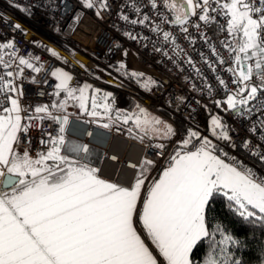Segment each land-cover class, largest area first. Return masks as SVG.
I'll list each match as a JSON object with an SVG mask.
<instances>
[{"label": "snow or ice", "instance_id": "snow-or-ice-1", "mask_svg": "<svg viewBox=\"0 0 264 264\" xmlns=\"http://www.w3.org/2000/svg\"><path fill=\"white\" fill-rule=\"evenodd\" d=\"M85 2L88 8H108L106 0ZM164 2L175 14L170 23L178 25L191 44L196 39L191 37L189 27L196 29L199 38L209 46L214 60L200 54L207 67L213 73L223 67L230 74L232 88L225 79L215 77L226 94V99L213 100L215 106L239 117L253 111L264 115V0ZM150 5L153 9L158 7L156 0H150ZM135 11L140 13V8ZM96 14L99 16L100 12ZM218 17L223 18V24ZM121 18L132 25H144L149 20L146 14L142 19L129 20L127 15ZM213 24L224 34L219 45L227 50V59L202 30ZM15 28L19 29L20 25ZM152 30L160 33V25L156 24ZM125 35L137 39L131 32ZM162 35L174 55H187L172 32L163 31ZM6 49L13 50L8 53ZM155 51L172 59L163 45ZM186 62L195 69L197 77H202L190 57ZM124 67L121 63L120 68ZM0 68L9 69L0 73V187L5 189L0 191V264H162L158 257L163 258V264H194L193 250L205 238L213 241V252L205 264H241L231 250L241 241L220 225L210 230L207 209L220 194L226 199L228 209L242 220L264 225V176L235 158L228 160V153L213 139L188 129L174 154L168 156L159 178L151 181L142 197L141 189L146 173L155 163L153 160L145 158L134 164L132 167L139 171L134 182L126 187L101 178L98 168L83 162L87 160L88 147L69 144L65 139L70 123L69 102L81 115L95 118L86 122H96L102 117L111 119L114 110L111 93L91 84H75L69 72L57 68L51 72L57 81L52 95L62 98L50 105L35 106L36 115L25 116L26 109L20 99L23 91L16 79L25 68L36 73L42 68L18 55L12 41L0 43ZM126 75L143 77L138 72ZM155 83L148 78L143 86L149 88ZM204 88L211 97L212 87L205 84ZM137 108L138 114L122 116L123 124L132 121L138 130L145 134L151 130L161 140L177 134L172 125L150 117L144 107L137 105ZM51 109L64 114L55 115ZM36 119L51 120L60 127L56 136L46 134L48 139L40 141L46 150L33 157L28 150L17 151L16 145L29 132L30 122ZM100 126L107 129L112 125ZM209 128L217 141L235 147L231 143L230 126L221 115H211ZM128 130L132 132L131 128ZM155 147L163 155L165 144L161 142ZM243 147L264 163V151L256 150L264 145L253 146L246 139ZM138 224L144 236L138 231Z\"/></svg>", "mask_w": 264, "mask_h": 264}, {"label": "built area", "instance_id": "built-area-1", "mask_svg": "<svg viewBox=\"0 0 264 264\" xmlns=\"http://www.w3.org/2000/svg\"><path fill=\"white\" fill-rule=\"evenodd\" d=\"M156 2L158 7L153 9L150 0H106L107 9L96 7L97 11L92 12L77 0H0V43L12 41L18 55H23L42 68L39 73L25 68L23 74L16 79V83L23 91L20 99L26 109L25 116H35V106L51 104L52 101L62 98V96L52 95L57 81L51 76V72L57 68L69 72L73 76V82L78 85L84 84L87 80L102 82L101 79L96 80L79 64L75 56L77 53L102 67H104L102 64L115 67L123 63L132 68L138 65L156 81L155 84H150L149 88L142 89L114 74L123 82V85L115 86L120 91L119 106L133 110L136 104L143 105L151 113L173 126L177 134L171 139H155L154 141L141 139L140 136L129 132L127 128L114 125L105 129L93 122H86L89 120L78 115L70 116V123L64 133L68 143L86 145L90 150L89 154L94 150L103 152V157L98 164L100 174L105 178L115 179L124 186L134 182L139 169H134L132 166L145 158L155 162L148 181L160 174L167 166L168 156L171 155L178 141L184 138L174 118L183 119L200 132L207 126L209 112H217L219 109L213 100L225 95V91L215 79L216 76L225 79L230 88L234 87L231 84L230 74L223 67H218V71L213 73L204 63L201 53L213 60L215 57L211 56L209 46L199 38L196 29L189 27L191 37L196 39V43L191 44L189 39L180 32L179 26L170 23L172 19L169 18V8L165 6L164 0H156ZM137 7L140 8V13L135 11ZM98 11L99 16L96 14ZM145 14L148 15L149 20L144 25H132L121 18L122 15H127L129 20L142 19ZM191 19L194 22L196 18ZM218 19L221 24L224 23L222 17ZM165 21L169 22L165 23ZM17 24L20 25L19 29L15 28ZM156 24L160 25V33L152 30ZM82 28H85V34L89 35L87 39L82 37L84 40L77 38ZM202 30L206 31L211 42L220 48L222 55L227 59V50L219 45V40L224 38V34L219 31V26L213 24ZM163 31L173 33L186 56L183 53L179 57L174 55L171 46L163 41ZM127 32L137 36V39H130L125 35ZM162 45L172 57L171 60L162 52L155 51V48H160ZM12 50L5 51L11 53ZM125 52L127 55H124ZM188 57L200 69L202 77H197L195 69L186 62ZM5 60H8L7 55ZM16 63L18 64V60ZM8 70L0 68V73ZM205 84L212 87L211 97L204 88ZM193 85L196 87L193 88ZM69 110L71 108L68 105L67 112ZM227 118L232 137L231 143L235 144V147L230 144L224 150L228 153V160L235 158L252 168L259 176H264V171L251 163L245 155L256 161L259 159L251 155L250 149L243 147V141L246 139L253 146L264 145V129H261L264 115L253 111L250 115L239 117L230 112ZM30 123L29 132L16 145V149L21 153L28 150L30 155L35 156L38 152L46 150V146L40 141L48 139L47 133L56 136L60 125L51 120L40 121L39 119ZM86 130L92 134L86 133ZM115 137L125 140L130 145L141 147L142 152L139 158L128 160L127 156L114 155L110 150V141ZM161 142L165 144L163 155L161 150L155 147ZM256 150L264 151V148ZM128 152L127 149L124 152L125 155ZM89 154L87 160L83 162H89ZM107 159L118 164L117 172L113 176L103 173V166ZM125 166L133 171L131 181H129L130 175L120 178L121 169Z\"/></svg>", "mask_w": 264, "mask_h": 264}, {"label": "trees", "instance_id": "trees-1", "mask_svg": "<svg viewBox=\"0 0 264 264\" xmlns=\"http://www.w3.org/2000/svg\"><path fill=\"white\" fill-rule=\"evenodd\" d=\"M77 1L80 4L84 5L85 7H87L85 0H77ZM88 9L91 10L92 12H96V7L88 8ZM174 15L175 14L169 8V18L173 19ZM102 65L105 68H107L110 72H112L113 74L117 75L118 77L133 84L134 86L138 88L146 89L143 86L144 81L147 80L148 78H151L150 75H148L144 69L140 68V66H135L132 68L129 65L124 64L125 67L120 68V66L110 67L105 64H102ZM131 72L143 73V77H131L130 75H126V73H131ZM85 83L91 84L93 88L101 89V91L104 93L112 94V96L110 97V100L113 102L114 110L111 113V119H109V117H102V118H99L97 122H101V124L110 123L112 126L118 125V126H121L127 129L131 128L132 132L136 134L137 136L143 137L144 139H148L151 141H154L156 138L159 137L157 133L151 130H149L147 134H145L144 131L138 130L132 121H129L127 125L123 124L122 116L124 114H129V115H131L132 113L138 114L137 105H139L140 107H144L143 105L138 103L136 104L133 110L123 108L119 106L118 104L120 91L117 87L111 84H105L102 82H98L97 84H94L92 81H88V80L85 81L84 84ZM217 99H221V100L226 99V94L223 96H220ZM69 104H70L69 107L72 109V110H69V112L75 114L76 112L75 110L77 109V107L74 106V104L71 101ZM117 110L119 111L120 118H118ZM147 113L149 114L150 117H157L160 120L170 124L168 121L161 119L159 116L151 113L149 110H147ZM217 113H220L224 121L227 123V120H228L227 116L230 114V112H225L223 111L222 108H219ZM212 114H215V113L209 112L208 114L207 126L209 125V120ZM82 116L85 118H89L88 116H85V115H82ZM174 120L179 126L181 132L184 134V137H186L188 129L196 130L191 124L185 122L183 119L179 117L174 118ZM207 126L202 129L205 134L209 133ZM228 144L230 145V143ZM178 147L179 145L177 144L174 147L171 154H174V151ZM245 157L251 163H253L258 168H260L262 171H264L263 163H260L259 161H256L247 155H245ZM158 176L159 174L153 176L151 179L152 180L157 179ZM206 220H207L210 230H213L215 229L217 225H220L224 229H226L228 234L233 235L234 237L238 238L241 241V244L239 246H234L231 248L234 258L239 259L241 261V264H264V225H261L259 223L253 225L247 221L242 220V218H240L238 215L234 214L232 211L228 209L226 199L220 194H217L212 199L210 206L207 209ZM215 239L217 241L220 239L219 233L216 234ZM212 244H213V241L212 239H209V238H205L202 242L198 243V245L194 248L193 253H192V259H193L194 264H205V262L209 259L210 254L213 252Z\"/></svg>", "mask_w": 264, "mask_h": 264}, {"label": "rangeland", "instance_id": "rangeland-1", "mask_svg": "<svg viewBox=\"0 0 264 264\" xmlns=\"http://www.w3.org/2000/svg\"><path fill=\"white\" fill-rule=\"evenodd\" d=\"M86 3V2H85ZM95 11V10H94ZM97 11V10H96ZM84 29L85 28H82V30H80V32H78V35H77V38L78 39H80V38H82V37H85L86 39L88 38V36L89 35H87V34H85V31H84ZM83 40H84V38H82ZM84 42V41H83ZM76 59H77V61L79 62V64L80 65H82L83 66V68L85 69V70H87V72L91 75V76H93L96 80H98L99 81V79H101V81L103 82V83H105V84H111V85H113V86H116L117 85V83H118V81L119 80H117V79H115V78H113V77H111V76H108V75H106L105 73H104V69L101 67V66H99L97 63H95V62H93L92 60H87L86 58H84L83 56H82V54H79L78 53V55H77V57H76ZM136 66H138V65H136ZM64 70V69H63ZM66 71V70H65ZM93 79V78H92ZM94 80V79H93ZM93 83L94 84H97L96 82H94L93 81ZM83 85V84H82ZM46 104H49V103H46ZM41 105H44V104H41ZM50 105V104H49ZM69 106H70V104H69ZM52 110V112L54 113V114H57V112L54 110V109H51ZM72 110V109H71ZM75 111H78V109H76ZM218 112V111H217ZM217 112H214L215 114H212V115H216V114H218V115H220V113H217ZM60 115H63L64 113L63 112H58ZM68 114H69V111L67 112ZM91 118V121H93L95 118H92V117H90ZM89 119V118H88ZM162 119V118H161ZM94 124H99V125H101V122H93ZM209 125H210V122H209ZM209 125L207 126L208 128H209ZM207 128V129H208ZM206 129V130H207ZM210 129V128H209ZM208 129V132H210V134L209 133H207V134H205L204 133V131L202 130L201 131V133L203 134V135H206V136H208L210 139H213V141H214V143H217V140L215 139V137H213L212 136V133H211V131ZM156 139H160L159 137L158 138H156ZM148 140V139H147ZM222 142V144H224V145H227L228 143H226L225 141H221ZM224 145H223V147H224ZM229 147V145H227V147L226 148H228ZM225 148V149H226ZM224 149V150H225ZM36 156V155H35ZM35 156H33V157H35ZM98 159L99 158H95V162H94V159H92L91 160V163H96V162H98ZM151 169H152V166L150 167V169H149V171L146 173V175H147V179H146V181H145V185L143 186V190H144V195L146 194V192H147V189H148V187H149V185H150V183H151V181H152V179H150L149 181H148V177H149V175H150V173H151Z\"/></svg>", "mask_w": 264, "mask_h": 264}, {"label": "bare ground", "instance_id": "bare-ground-1", "mask_svg": "<svg viewBox=\"0 0 264 264\" xmlns=\"http://www.w3.org/2000/svg\"><path fill=\"white\" fill-rule=\"evenodd\" d=\"M77 55H78V53L75 56L77 57ZM83 57L86 58L87 60H90L86 56H83ZM102 68L105 70L104 73L106 75L111 76V77L119 80L117 85H119V86L123 85V82L117 76L112 74L110 71H108L104 67H102ZM86 133H91L92 134V132H90L89 130H86ZM127 149L129 150V152L127 153V155H125L124 152ZM110 150H111V152L114 155H119V156H122V157L127 156L128 160L138 159L140 154H141V152H142V148L141 147H139L137 145H130L125 140H123V139H121L119 137H115V138L111 139V141H110ZM117 166H118V164H116L113 161L107 159L105 161V163H104V166H103V173L107 174L109 176H113L117 172ZM125 170H128L129 172H125ZM132 172L133 171L129 167L125 166V167H123L121 169L120 178L130 175L129 181H131V179L133 178Z\"/></svg>", "mask_w": 264, "mask_h": 264}, {"label": "crops", "instance_id": "crops-1", "mask_svg": "<svg viewBox=\"0 0 264 264\" xmlns=\"http://www.w3.org/2000/svg\"><path fill=\"white\" fill-rule=\"evenodd\" d=\"M46 104V103H45ZM57 112V111H56ZM54 114V113H53ZM69 114H70V116L71 115H75V116H80V117H82V118H84V119H87V120H89V121H91V118L89 117V119L88 118H85V117H83L80 113H79V111H76L75 112V114H73V113H70L69 112ZM55 115H58V116H60V114L57 112V114H55ZM209 122H210V120H209ZM95 125H97V126H100L99 124H95ZM209 129V128H208ZM210 130V129H209ZM209 134H210V132H209ZM74 142H69V144H73ZM76 144V143H75ZM217 144L219 145V147L220 148H222L223 150L227 147V145H229V144H227V145H224V144H222V142L221 141H217ZM223 145H224V147H223ZM64 154H66V155H73L72 153H69V152H65ZM103 157V152H101V151H98V150H94V151H92L90 154H89V157H88V159H89V164L92 166V167H95V168H98V164H99V162H100V160H101V158ZM95 158H99L98 159V162H96V163H94L95 162ZM92 159H94V162L93 163H91V160ZM125 172H129L128 170H125ZM99 174V176L101 177V178H103V179H106V180H109V181H112V182H115V183H118V184H120L117 180H115V179H111V178H105V177H103L102 176V174H100V172L98 173ZM160 175V174H159ZM158 178H159V176H158ZM157 178V179H158ZM120 185H122V184H120ZM122 186H124V185H122ZM127 187V186H126ZM3 190H5V189H3L2 187H0V191H3ZM141 192H142V197L144 196V190L143 189H141ZM146 195V194H145ZM137 228H138V231H140L141 232V235L142 236H144L145 235V233L143 232V230H142V228H141V226L138 224L137 225ZM150 247H151V245H150ZM158 259H160L161 260V262H162V264H163V258L162 257H158Z\"/></svg>", "mask_w": 264, "mask_h": 264}, {"label": "water", "instance_id": "water-1", "mask_svg": "<svg viewBox=\"0 0 264 264\" xmlns=\"http://www.w3.org/2000/svg\"><path fill=\"white\" fill-rule=\"evenodd\" d=\"M177 2H179V0H177Z\"/></svg>", "mask_w": 264, "mask_h": 264}]
</instances>
